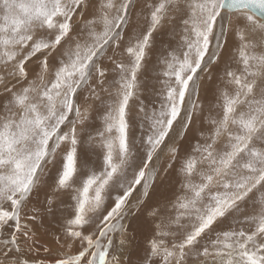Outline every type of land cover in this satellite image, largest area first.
<instances>
[{
	"label": "snow or ice",
	"instance_id": "snow-or-ice-1",
	"mask_svg": "<svg viewBox=\"0 0 264 264\" xmlns=\"http://www.w3.org/2000/svg\"><path fill=\"white\" fill-rule=\"evenodd\" d=\"M0 264H264V0H0Z\"/></svg>",
	"mask_w": 264,
	"mask_h": 264
},
{
	"label": "bare ground",
	"instance_id": "bare-ground-1",
	"mask_svg": "<svg viewBox=\"0 0 264 264\" xmlns=\"http://www.w3.org/2000/svg\"><path fill=\"white\" fill-rule=\"evenodd\" d=\"M157 39L159 43L160 40L159 34ZM153 61H149V64H151ZM32 67L34 68V65ZM217 83L218 81L216 79L210 82L206 81L204 83L203 91H202V99L206 104L208 101L212 99V92L215 86L217 85ZM199 128H200V124L199 122H197V124H195L193 126V129L189 132L188 138L183 142L182 147L186 148L189 141H193V138L196 136V132ZM173 179H174V174L173 176L170 177H164V176L159 177L156 186L150 195V198L145 204V207L138 212L134 208L131 209L130 211L132 212V214L125 219L124 223L127 225V230L131 232L128 238L132 248L135 251H139L142 248L144 237L147 234L144 227L147 223V215H146L147 208L150 205H153L157 200L171 195V183ZM46 191L47 189H41L38 193L34 195L33 202L37 206L43 207ZM60 215L61 213L59 212L57 207V209H54L52 215H45L43 217V222L37 224L36 229H37L38 237L42 244L47 243L49 247L56 248V245L52 242L51 236L53 233L59 232L60 223H61ZM132 258L133 260H135L136 255H133Z\"/></svg>",
	"mask_w": 264,
	"mask_h": 264
},
{
	"label": "rangeland",
	"instance_id": "rangeland-1",
	"mask_svg": "<svg viewBox=\"0 0 264 264\" xmlns=\"http://www.w3.org/2000/svg\"><path fill=\"white\" fill-rule=\"evenodd\" d=\"M150 61H153V60H150ZM128 221H129V220H128ZM36 228H37V225H36ZM127 232H128V233H127V236H129L131 232L128 231V230H127ZM46 244H47V243H46ZM47 245H48V244H47ZM55 250H56V248H53V251H55Z\"/></svg>",
	"mask_w": 264,
	"mask_h": 264
}]
</instances>
